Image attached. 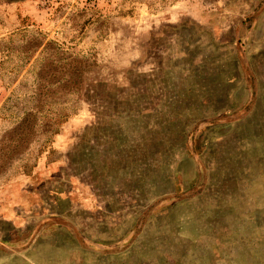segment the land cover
Returning a JSON list of instances; mask_svg holds the SVG:
<instances>
[{
	"label": "rangeland",
	"instance_id": "1",
	"mask_svg": "<svg viewBox=\"0 0 264 264\" xmlns=\"http://www.w3.org/2000/svg\"><path fill=\"white\" fill-rule=\"evenodd\" d=\"M0 264H264V0H0Z\"/></svg>",
	"mask_w": 264,
	"mask_h": 264
}]
</instances>
